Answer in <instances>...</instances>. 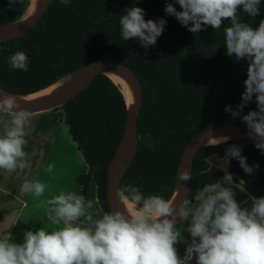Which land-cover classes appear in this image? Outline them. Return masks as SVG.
<instances>
[{"label": "trees", "instance_id": "1", "mask_svg": "<svg viewBox=\"0 0 264 264\" xmlns=\"http://www.w3.org/2000/svg\"><path fill=\"white\" fill-rule=\"evenodd\" d=\"M20 0H0V26L21 18ZM167 2L175 0H48L45 12L30 31L11 41L0 43V89L10 95L28 96L40 92L95 60H107L129 67L143 89V105L137 119L136 152L119 182V187H139L145 195L171 199L181 154L198 132L213 127L247 130L242 116L257 110L255 97L233 118L241 103L247 78V60L226 55L223 27L208 26L198 33L188 31L172 15L165 13ZM133 6L145 11V20H166L155 46L142 47L136 38L123 41L120 16ZM242 21L258 27L264 19V0L255 18L242 14ZM191 26V25H189ZM22 50L29 58L28 71L11 69L8 58ZM63 122L68 134L85 160H95L88 172L79 175L78 194H87L95 186L97 203L109 211L106 203V171L123 135L127 107L119 88L106 76L98 75L76 97L63 106ZM59 108L53 109L57 110ZM140 136L149 139V144ZM232 145H238L249 166L245 173L239 161L229 158L227 172L236 200L247 206L250 196H264V153L255 143L227 141L200 148L194 157L189 198L205 184L223 180L225 172L210 166L207 160L225 157ZM87 162V161H86ZM88 164V163H87ZM242 181V182H241ZM243 190V191H242Z\"/></svg>", "mask_w": 264, "mask_h": 264}, {"label": "clouds", "instance_id": "2", "mask_svg": "<svg viewBox=\"0 0 264 264\" xmlns=\"http://www.w3.org/2000/svg\"><path fill=\"white\" fill-rule=\"evenodd\" d=\"M67 6L70 0H61ZM167 2L164 11L174 16L182 26L198 33L211 26L220 30L222 23L226 55L247 60V78L241 103L233 118L255 97L257 110L242 116L247 134L254 138L255 147L264 153V19L258 27L242 21V14L255 18L260 13L261 0H175ZM166 20H145V11L133 6L120 16L123 41L136 38L142 47L155 46L162 35ZM191 25V26H189ZM11 69L28 71L29 58L22 50L8 58ZM33 113L22 109L16 97L0 93V169L5 172L23 171L29 167L26 129ZM230 137L210 138L208 145L226 143ZM239 161L245 173L259 165L249 166L238 145L225 152ZM54 164L45 169L51 173ZM222 181L205 184L194 197L186 194L175 205V199L160 195L145 196L139 187L124 185L116 196L125 211L96 209V201L86 199L75 190H62L50 199L40 200L50 225L36 231L25 230L23 242L15 243L10 234L0 238V264H264V196H250L247 206L236 200L231 187L233 177L222 166ZM191 179L189 172L179 174V180ZM242 182V181H241ZM47 185L39 180L25 181L21 193L35 198L44 196ZM243 191V190H242ZM132 205V210L128 205ZM179 221L178 228L177 222ZM187 227L184 228V224ZM189 234L190 242L183 235ZM185 243L183 256L177 245Z\"/></svg>", "mask_w": 264, "mask_h": 264}, {"label": "water", "instance_id": "3", "mask_svg": "<svg viewBox=\"0 0 264 264\" xmlns=\"http://www.w3.org/2000/svg\"><path fill=\"white\" fill-rule=\"evenodd\" d=\"M47 4L48 0H36L37 7L31 17L24 21L18 20L14 23L0 26V28H3L0 31V43L8 42L27 34L30 29L33 28L41 19L43 13L46 10ZM107 72H113L125 76L130 81L134 92L132 104L130 105V107H127L126 105V122L121 141L112 159L110 160L106 171V203L108 210L120 211L118 207V197L116 196V190L119 188L120 179L125 173L136 152L138 142L137 119L143 105L142 85L134 72L129 67L120 63L107 60H95L85 65L70 77H68L59 91L50 98L32 104H19L22 109L28 110L34 115L51 111L63 106L65 103L76 97L95 79L96 76H105V73ZM75 75L77 76L74 77ZM70 78L73 79L69 80ZM0 93L7 94L1 89ZM12 96L23 97L15 95ZM247 131L248 130H241L232 127H213L198 132L190 139L181 154L180 161L176 170L174 193L171 198H177L174 202L175 205H178L182 201V199L185 198L187 193L189 195L191 179L188 181H181L179 180V174L187 171L191 175L195 154L200 148L205 147L200 146L202 141L211 135L220 134L230 137L231 141L255 143L254 138H250L247 134ZM133 136L135 139V145L132 157L129 159L120 175L115 176V166L118 160L122 159L126 155ZM85 157L88 165L93 166L95 164V160L90 157L88 153L85 154Z\"/></svg>", "mask_w": 264, "mask_h": 264}, {"label": "rangeland", "instance_id": "4", "mask_svg": "<svg viewBox=\"0 0 264 264\" xmlns=\"http://www.w3.org/2000/svg\"><path fill=\"white\" fill-rule=\"evenodd\" d=\"M30 2L31 0H20L18 6L22 7L25 11ZM62 112V109L59 108L57 111L51 110L43 114L33 115L31 124L26 129L27 135L25 139L27 144L24 146V151L28 153L29 167H26L23 171L17 170L14 172H5L3 169H0V214L4 213L13 216L36 213L45 215L46 206H38L40 200L50 199L52 196L58 195L62 190L79 191L80 187L74 183L73 178L82 171L84 158L70 138L67 126L63 123L58 130L52 125L50 127L45 126L40 130L33 128L38 119L52 121ZM2 133L3 125L0 124V134ZM139 139L148 144L150 142L145 136H140ZM207 163L210 166H218L221 170L222 166L226 170L228 166L224 158L219 159L216 156L210 157ZM49 164L55 165V169L51 173L45 171ZM222 171L224 172V170ZM33 180H39L47 185L44 196L35 198L32 195L21 193L22 184L25 181ZM90 186L91 188L88 189L85 198L93 199L97 202L95 186L93 183ZM12 200L15 201L11 202ZM1 203H4V206ZM96 209L102 212L98 203H96ZM9 224V221L5 222L4 228L0 229V238H4L5 234H7ZM177 225L182 230L179 222ZM186 227L187 223L184 224V228ZM182 235L190 242L189 234L186 231H183ZM185 248V243L177 245L181 256H183Z\"/></svg>", "mask_w": 264, "mask_h": 264}, {"label": "bare ground", "instance_id": "5", "mask_svg": "<svg viewBox=\"0 0 264 264\" xmlns=\"http://www.w3.org/2000/svg\"><path fill=\"white\" fill-rule=\"evenodd\" d=\"M36 7H37L36 0H31L29 6L21 15L20 20L24 21V20L28 19L29 17H31L33 15V13L35 12ZM2 29L3 28H0V31ZM77 75H75L74 77H76ZM105 76L108 77L119 88L121 94L123 95V98L125 100L127 107H130V105L132 104L133 98H134L133 87H132L130 81L125 76L117 74V73H113V72H107V73H105ZM71 79H73V78H70L69 80H71ZM66 80L67 79H64V80L46 88L40 92H37L35 94H31L28 96L26 95L23 97H16V99H17L18 103H24V104H32V103L44 101V100L50 98L51 96H53L55 93H57L59 91V89L63 86V84ZM220 137H225V136L220 135V134L211 135V136L205 138L202 141V143L200 144V146L201 147L202 146H209L207 144L208 139L220 138ZM134 145H135V139L133 136L131 139L129 149H128L126 155L122 159H119L116 166H115V176L120 175V173L123 171L124 167L128 163L129 159L132 157V154L134 151ZM117 201H118V207H119L120 211H125L124 205L119 201V199H117ZM128 209L132 210L131 204L128 205Z\"/></svg>", "mask_w": 264, "mask_h": 264}, {"label": "crops", "instance_id": "6", "mask_svg": "<svg viewBox=\"0 0 264 264\" xmlns=\"http://www.w3.org/2000/svg\"><path fill=\"white\" fill-rule=\"evenodd\" d=\"M57 111V110H56ZM49 112V111H47ZM46 113V112H43ZM43 113H39V114H43ZM38 115V114H35ZM63 112L59 113L58 116L54 119V120H44V119H38L36 121V123L34 124L33 128H37L38 130L43 129V127H47V126H53L56 127L57 130L60 128V126L63 124ZM68 132V131H67ZM84 158V156H83ZM83 169L80 173L76 174V176L73 178L74 183H76V178L79 175L85 174L88 172V164L84 158L83 160ZM77 184V183H76ZM91 185V184H90ZM91 188V186H89V189ZM78 191V190H77ZM15 195V194H13ZM15 200H12L11 202H14ZM1 202V201H0ZM2 206H4V203H1ZM11 218V219H10ZM9 221V227L7 228V234H10L12 237L13 242L15 243H22L23 242V233L25 230H32V231H36L38 230L40 227H48L50 225V221H48L47 219V215L43 214H32V213H28V214H17V215H13L10 216L8 214H0V229L4 228L5 222ZM11 221V222H10ZM4 236V237H5ZM191 264H195V258H193Z\"/></svg>", "mask_w": 264, "mask_h": 264}]
</instances>
